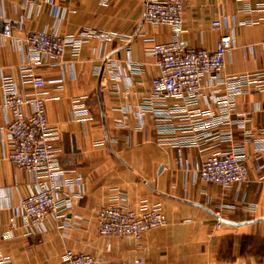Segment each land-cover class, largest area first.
<instances>
[{
	"label": "crops",
	"instance_id": "1",
	"mask_svg": "<svg viewBox=\"0 0 264 264\" xmlns=\"http://www.w3.org/2000/svg\"><path fill=\"white\" fill-rule=\"evenodd\" d=\"M145 1L49 0L25 7L23 0H0V22H14L11 38H3L0 27V79L20 81L24 46L14 39L29 32L55 28L61 35L83 29L108 34L88 38L77 56L67 48L60 63L34 68L47 81L62 79L61 88L47 85L45 110L59 135L63 179L72 181L60 190L73 200L65 224L51 217L40 231L23 224L20 200L34 177L4 157L9 142L0 133V254L13 264H58L68 249L89 254L94 264H264V90L249 85L231 96L230 120L219 127L230 141L210 139L184 148L159 143L158 120L149 111L138 116L135 110L148 100L157 72L148 49L170 41L173 32L144 20ZM215 19L219 28L210 25ZM230 32L235 45L223 75L264 71V0L185 3L177 34L183 46L213 50L218 38ZM135 64L140 70L134 72ZM201 83L203 96L196 108L217 112L226 86L212 92L206 79ZM74 97L88 107L87 120L72 117ZM2 102L0 86V129L7 122ZM174 102L164 98L156 106ZM232 144L244 147L247 183L227 190L194 177L205 156ZM115 194H125L133 208L141 202L159 206L166 225L140 239L99 236L97 212Z\"/></svg>",
	"mask_w": 264,
	"mask_h": 264
},
{
	"label": "built area",
	"instance_id": "2",
	"mask_svg": "<svg viewBox=\"0 0 264 264\" xmlns=\"http://www.w3.org/2000/svg\"><path fill=\"white\" fill-rule=\"evenodd\" d=\"M23 1L25 7L49 2ZM187 1L189 0H146L144 3V20L152 25L168 27L173 32V38L167 42H155L148 49L156 58L157 72L151 78L148 100L135 110L138 116L151 112L158 120L155 123L158 142L177 148L200 147L210 139L230 141V134L221 133L219 127L230 120L233 109L231 96L243 92L249 85L264 90V71L223 75L226 56L235 45L233 32L221 35L213 50L183 46L179 42L177 34L182 31L183 10ZM13 25L14 22L9 19L0 22L3 38L12 37ZM210 25L219 28L221 22L215 19ZM95 36L108 37V34L83 29L77 34L61 35L55 28L29 32L21 40L14 39L24 46L25 58L20 66V81L9 76L0 79L3 92L1 107L7 116L6 125L0 129V133L3 142H9V150L4 157L19 169L31 172L34 177L20 200L18 214L25 226L38 231L49 217L62 224L66 213L73 207V200L71 196L60 192L62 183L69 186L72 181L63 179L65 170L59 159V135L50 125L45 110L47 85L54 83L57 88H61L62 79L47 81L36 74L34 68L60 63L67 48L73 56H77L82 44ZM111 66L110 71L116 76V67L113 64ZM132 66L134 72L140 70L138 65ZM203 79H206L212 92L219 90L220 85L227 88L226 95L217 99L223 102L217 112L211 108H196L203 96ZM21 85L29 86V90L20 87ZM164 98H172L175 102L170 106H156ZM124 110L133 111L131 107ZM88 114L86 104L78 97L72 98V117L85 121L89 118ZM175 118L182 122L174 124L172 120ZM245 157L242 144H232L225 150H216L205 156L195 170L194 177L227 190L240 187L249 180ZM216 216L220 222L219 214ZM166 223L159 206L141 202L138 207L133 208L127 202L125 194L112 195L110 202L102 206L96 216L97 233L102 237L140 239L149 230L163 227ZM0 264L13 263L8 255L0 254ZM58 264H94V260L89 254L68 249Z\"/></svg>",
	"mask_w": 264,
	"mask_h": 264
}]
</instances>
